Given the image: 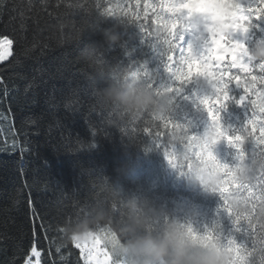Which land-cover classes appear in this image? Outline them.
I'll list each match as a JSON object with an SVG mask.
<instances>
[{
  "label": "trees",
  "instance_id": "1",
  "mask_svg": "<svg viewBox=\"0 0 264 264\" xmlns=\"http://www.w3.org/2000/svg\"><path fill=\"white\" fill-rule=\"evenodd\" d=\"M97 2L0 0V39L12 41L10 57L0 64V264H23L33 247L39 264H85L62 229L106 197L105 180L121 185L125 196L148 197L172 216L191 222L195 231L211 228L218 218L229 225L219 195L190 186L169 165L163 149L155 147L158 120L146 114L121 130L108 125L106 113L94 108L87 79L90 69L77 59L79 45L61 46L60 25L68 19L95 20ZM110 3L121 4L130 13L142 9L135 0ZM109 26L110 21L101 24ZM126 38L131 41L127 54L111 49L106 59L141 73L145 65L149 75L167 86L164 45L144 42L134 25ZM100 39L98 33L84 37L85 42ZM211 94L199 79L193 80L176 96L171 119L190 123L194 133L203 134L207 114L195 97ZM232 95L238 92L233 90ZM219 114L228 134L245 115L232 101ZM159 131L160 140L167 142L163 133L168 130L161 125ZM212 151L220 163L233 164L234 149L226 141H219ZM255 160L259 175L264 154L257 152ZM124 165L131 169L128 177L117 173ZM192 213L197 214L195 220Z\"/></svg>",
  "mask_w": 264,
  "mask_h": 264
},
{
  "label": "snow or ice",
  "instance_id": "2",
  "mask_svg": "<svg viewBox=\"0 0 264 264\" xmlns=\"http://www.w3.org/2000/svg\"><path fill=\"white\" fill-rule=\"evenodd\" d=\"M135 4L137 8L142 4L141 11L130 13L119 3L112 6L110 0L103 3L98 0L95 21L99 27L115 18L130 21L144 42L164 45V68L169 84L161 86L149 75L146 66L141 65L149 85L162 87L175 96L195 79L206 80L212 88L211 95L195 97L198 108L207 114L208 128L203 134L194 133L190 123L152 116L160 122L156 125L153 144L163 149L171 167L179 168L183 175L199 165L221 177L214 191L222 201L221 211L229 225L225 227L218 218L211 228L201 231L189 228L190 238L200 245L223 241V246L233 253V264H264V164L259 175L255 168L257 152L264 154V59L257 61L252 49L256 38L264 37V0H135ZM217 4H225L231 10L233 23L225 26L231 29L228 34L200 22ZM11 43L6 37L0 39V60L6 58ZM233 90L238 95H232ZM229 101L244 109L245 114L243 123L233 128L231 134L223 127L219 114ZM161 125L168 130L163 135L168 136L175 129L184 133L185 142L180 149L185 154L182 163L178 164L177 150L160 140ZM144 131L151 133L149 127ZM221 140L234 149L231 166L220 163L213 154L214 145ZM245 170L251 173L246 179ZM233 200L238 202V207L233 205ZM101 239L97 236L94 241L98 244ZM112 239L115 240L114 235ZM74 244L84 252L79 238L74 239ZM31 252L39 256L35 247ZM98 255L103 260L96 259L90 251L86 264L93 259L95 264H113L107 248ZM24 264H31V258H26Z\"/></svg>",
  "mask_w": 264,
  "mask_h": 264
},
{
  "label": "clouds",
  "instance_id": "3",
  "mask_svg": "<svg viewBox=\"0 0 264 264\" xmlns=\"http://www.w3.org/2000/svg\"><path fill=\"white\" fill-rule=\"evenodd\" d=\"M231 10L225 4L212 6L210 14L201 17V24L207 23L215 29L228 34L225 27L233 23ZM215 17V18H213ZM111 26L99 27L96 21L87 17L79 22L72 19L61 23L64 32L61 46L79 45L77 59L90 69L87 79L91 86V97L95 109L106 113V123L121 130L130 121L139 120L147 115L157 118H171L176 96L162 87L150 86L148 76L131 65L109 63L106 59L108 49L127 51L131 41L126 38L130 21L115 18ZM88 33H98L100 41L84 37ZM253 56L259 61L264 59V37H257L252 46ZM201 87L212 91L209 83L199 79ZM185 142L184 133L175 129L167 138V143L177 150L178 164L185 159L180 151ZM173 168V167H172ZM186 179L188 184L199 187L209 195L217 194L214 189L221 177L210 169L193 166L181 175L179 168H173ZM120 176H130L131 169L124 165L117 169ZM251 173L245 170L244 178ZM102 191L106 197L89 208L85 215L75 223H66L63 228L68 242L75 238L94 240L100 236L112 257L113 264H233V253L223 246V241H213L208 245L194 243L189 235L191 222H184L172 216L166 209L155 205L148 197L125 196L121 185H113L105 180ZM238 207V202L233 200ZM197 214H191V220ZM194 230V229H193ZM115 236V240L112 236Z\"/></svg>",
  "mask_w": 264,
  "mask_h": 264
},
{
  "label": "rangeland",
  "instance_id": "4",
  "mask_svg": "<svg viewBox=\"0 0 264 264\" xmlns=\"http://www.w3.org/2000/svg\"><path fill=\"white\" fill-rule=\"evenodd\" d=\"M4 39V38H1ZM11 45L8 47V53L5 59L0 60V64L4 63L5 61H7V59L10 57L11 55ZM74 243V242H73ZM81 247L84 249V252H81L80 248H77L81 259L83 260V262L86 264V258L89 255V252L91 251L92 255L96 258V259H100L103 260V256L102 255H98V253H102L103 251L106 250L105 246H104V240L101 239L100 243L96 244L94 240L92 239H88V240H81ZM75 246V244H74ZM32 250V249H31ZM31 258V264H36V256L32 255V252L30 251L29 255L27 256V258ZM24 264V262H23ZM90 264H95V259L90 261Z\"/></svg>",
  "mask_w": 264,
  "mask_h": 264
}]
</instances>
